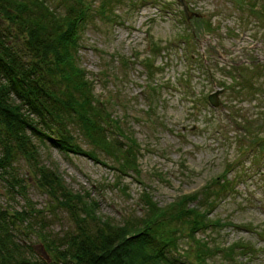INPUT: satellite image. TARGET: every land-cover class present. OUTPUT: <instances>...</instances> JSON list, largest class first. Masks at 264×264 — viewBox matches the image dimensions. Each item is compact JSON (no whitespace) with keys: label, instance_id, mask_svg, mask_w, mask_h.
<instances>
[{"label":"rangeland","instance_id":"374dc122","mask_svg":"<svg viewBox=\"0 0 264 264\" xmlns=\"http://www.w3.org/2000/svg\"><path fill=\"white\" fill-rule=\"evenodd\" d=\"M121 1L114 11L118 23L88 20L77 55L95 96L105 99L118 90L126 111H111L114 116L125 115V127L139 144L141 176L138 182L132 175L123 178L122 193L113 188V172L107 166L35 141L41 162H52L73 192L88 191L97 202L98 214L115 222L136 212L143 189L164 206L204 187L212 191V183L221 178L231 181L207 215L223 223L213 237L223 247L253 245L255 255L235 252L239 264H264V0H184L198 15L190 22L175 0H142L140 5ZM250 5L261 12H249ZM149 41L156 45L153 56ZM120 59L126 61L124 74ZM145 59L155 72L150 78ZM149 82L157 92L147 121L142 90ZM215 91L218 105L212 108L207 96ZM76 140L81 149L90 148ZM98 159L104 162L99 154ZM26 187L29 202L48 221L43 231L60 235L68 227L64 214L48 212L45 195L31 179ZM21 205L0 182V207L19 211ZM18 239L47 260L32 236ZM211 264L223 263L216 256Z\"/></svg>","mask_w":264,"mask_h":264},{"label":"trees","instance_id":"16d2710c","mask_svg":"<svg viewBox=\"0 0 264 264\" xmlns=\"http://www.w3.org/2000/svg\"><path fill=\"white\" fill-rule=\"evenodd\" d=\"M128 2L140 5L142 0ZM121 3L0 0V182L7 195L22 201L19 211L0 207V264H211L216 256L223 264H239L235 252L242 256L257 252L246 243L223 247L213 237L223 223L207 215L218 193L230 185L224 178L212 183V191L204 187L164 206L143 189L136 212L115 222L98 214L97 202L88 191L73 192L52 162H41L35 141L107 166L113 172V188L122 193L123 178L132 175L138 182L139 144L125 127V115L114 116L111 111H126L120 94L115 89L105 99L95 96L77 55L88 20L118 23L114 11ZM250 8L254 14L264 11ZM196 22L199 28L200 21ZM149 43L153 56L156 45ZM117 62L124 74L126 61ZM143 64L146 77H152L149 60ZM145 88L149 121L157 89L150 82ZM77 138L90 148L81 149ZM27 179L45 195L48 212L64 214L68 227L60 235L43 231L48 221L29 202ZM27 235L37 241L47 260L35 256L29 244L22 246L18 237Z\"/></svg>","mask_w":264,"mask_h":264},{"label":"water","instance_id":"95a60500","mask_svg":"<svg viewBox=\"0 0 264 264\" xmlns=\"http://www.w3.org/2000/svg\"><path fill=\"white\" fill-rule=\"evenodd\" d=\"M176 2L181 6V10L186 21H189L191 18H198V15L188 9L184 0H176ZM217 94L218 91H215L214 93L207 96V102L213 108L217 107L218 105Z\"/></svg>","mask_w":264,"mask_h":264}]
</instances>
